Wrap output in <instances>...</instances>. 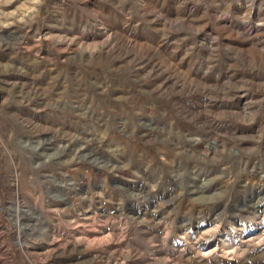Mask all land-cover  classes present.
Segmentation results:
<instances>
[{
	"label": "rangeland",
	"instance_id": "374dc122",
	"mask_svg": "<svg viewBox=\"0 0 264 264\" xmlns=\"http://www.w3.org/2000/svg\"><path fill=\"white\" fill-rule=\"evenodd\" d=\"M0 249L264 264V0H0Z\"/></svg>",
	"mask_w": 264,
	"mask_h": 264
},
{
	"label": "bare ground",
	"instance_id": "6f19581e",
	"mask_svg": "<svg viewBox=\"0 0 264 264\" xmlns=\"http://www.w3.org/2000/svg\"><path fill=\"white\" fill-rule=\"evenodd\" d=\"M17 238H18V240H19L21 243L23 242V238H22V235H21V234H19ZM226 243H227V242H226ZM227 244H228V243H227ZM0 250H1V249H0Z\"/></svg>",
	"mask_w": 264,
	"mask_h": 264
}]
</instances>
